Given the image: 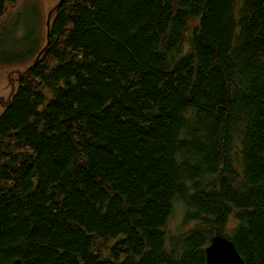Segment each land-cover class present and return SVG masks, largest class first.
<instances>
[{
  "label": "trees",
  "instance_id": "trees-1",
  "mask_svg": "<svg viewBox=\"0 0 264 264\" xmlns=\"http://www.w3.org/2000/svg\"><path fill=\"white\" fill-rule=\"evenodd\" d=\"M36 55L0 113V264H206L214 236L264 264V0H62Z\"/></svg>",
  "mask_w": 264,
  "mask_h": 264
},
{
  "label": "rangeland",
  "instance_id": "rangeland-1",
  "mask_svg": "<svg viewBox=\"0 0 264 264\" xmlns=\"http://www.w3.org/2000/svg\"><path fill=\"white\" fill-rule=\"evenodd\" d=\"M62 0H18L13 6L8 5L0 24L22 23L16 30L7 32L0 25V113L3 114L8 101L17 89L22 74L38 57L37 52L44 49L47 39V20L53 18L55 7ZM23 18L21 19V17ZM14 23V24H15ZM23 23L28 24V31L23 35ZM22 37V38H20ZM20 38V39H18ZM13 49L14 52L10 50ZM9 50V51H8ZM5 60V61H4ZM6 62H9L8 64ZM12 62V63H11ZM182 210L176 207V213L168 223V230L173 231L179 225Z\"/></svg>",
  "mask_w": 264,
  "mask_h": 264
},
{
  "label": "water",
  "instance_id": "water-1",
  "mask_svg": "<svg viewBox=\"0 0 264 264\" xmlns=\"http://www.w3.org/2000/svg\"><path fill=\"white\" fill-rule=\"evenodd\" d=\"M50 16V15H49ZM49 16L47 30L49 28ZM206 264H246L232 241L222 236H214L205 249ZM15 264H20L15 261Z\"/></svg>",
  "mask_w": 264,
  "mask_h": 264
}]
</instances>
